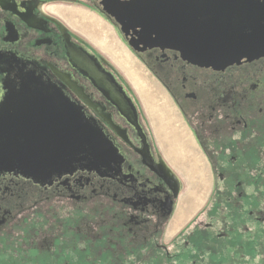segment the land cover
Returning a JSON list of instances; mask_svg holds the SVG:
<instances>
[{
	"label": "flooded vegetation",
	"instance_id": "1",
	"mask_svg": "<svg viewBox=\"0 0 264 264\" xmlns=\"http://www.w3.org/2000/svg\"><path fill=\"white\" fill-rule=\"evenodd\" d=\"M104 1L0 0V136L7 144L24 139L19 102L3 105L22 97L9 91L32 73L79 106L120 157L115 167L81 163L50 174L0 167V264H170L174 256L173 264L186 256L192 264H264V55L208 67L172 49L138 54L213 180L200 210L204 194L176 223L182 177L135 99L117 77L135 106L121 114L67 54V42L83 43L62 14L88 7L114 20L100 13Z\"/></svg>",
	"mask_w": 264,
	"mask_h": 264
},
{
	"label": "water",
	"instance_id": "2",
	"mask_svg": "<svg viewBox=\"0 0 264 264\" xmlns=\"http://www.w3.org/2000/svg\"><path fill=\"white\" fill-rule=\"evenodd\" d=\"M101 7L104 17H114L109 22L136 56L158 47L197 65L224 67L264 55V0H105ZM67 54L121 114L134 113L131 98L103 59L71 41ZM24 76L30 80L9 91L22 97L8 98L3 105L19 102L15 108L24 139L7 144L0 136V167L50 174L81 163L89 169L118 165L112 142L59 87L45 86L32 73ZM159 167L168 176L163 164Z\"/></svg>",
	"mask_w": 264,
	"mask_h": 264
},
{
	"label": "rangeland",
	"instance_id": "3",
	"mask_svg": "<svg viewBox=\"0 0 264 264\" xmlns=\"http://www.w3.org/2000/svg\"><path fill=\"white\" fill-rule=\"evenodd\" d=\"M85 8L89 10L91 14L95 15L90 8ZM88 19V22H91L89 23V27L92 28L89 33L98 30V23L94 21V18ZM74 34L75 39L83 43L90 51L96 53L103 59L87 40L76 32H74ZM107 66L115 72L117 77L124 84V87L133 96L160 152L163 151L165 156L169 158L168 160H171V162H169L172 164V167L175 168L182 177V195L178 200V209L175 215V222L181 223L195 207L200 194H204V199L202 198V202L194 210L195 212L199 211L200 206L204 205L209 198L208 195L213 187L209 166L205 160L200 161V159H194L190 154L189 149L186 147L187 140L184 128L181 126L182 123L175 118L171 106L164 96L163 89L146 68H142V72L138 71L131 82L121 76L110 64H107ZM129 75L132 79V75L130 73ZM202 250L204 252L209 251L207 249ZM223 252H225V250H223ZM177 259V256H174L170 264H173ZM197 259L196 263L200 260L199 256ZM178 263L175 262L174 264ZM185 264H192V257L186 256Z\"/></svg>",
	"mask_w": 264,
	"mask_h": 264
},
{
	"label": "crops",
	"instance_id": "4",
	"mask_svg": "<svg viewBox=\"0 0 264 264\" xmlns=\"http://www.w3.org/2000/svg\"><path fill=\"white\" fill-rule=\"evenodd\" d=\"M62 18L66 25L81 35L110 64L121 76L133 81L134 75L145 68L137 56L123 42L114 26L104 18L91 14L86 8H69ZM88 18H94L98 23V30L91 32ZM129 73L132 75L130 78Z\"/></svg>",
	"mask_w": 264,
	"mask_h": 264
}]
</instances>
